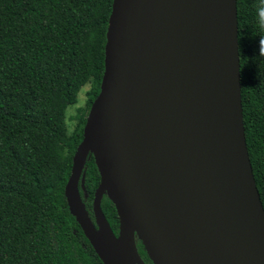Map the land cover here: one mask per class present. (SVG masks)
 <instances>
[{
    "label": "water",
    "instance_id": "water-1",
    "mask_svg": "<svg viewBox=\"0 0 264 264\" xmlns=\"http://www.w3.org/2000/svg\"><path fill=\"white\" fill-rule=\"evenodd\" d=\"M238 33L237 0H113L101 90L65 187L104 264H145L136 237L153 264H264ZM90 153L97 226L79 190Z\"/></svg>",
    "mask_w": 264,
    "mask_h": 264
},
{
    "label": "trees",
    "instance_id": "trees-1",
    "mask_svg": "<svg viewBox=\"0 0 264 264\" xmlns=\"http://www.w3.org/2000/svg\"><path fill=\"white\" fill-rule=\"evenodd\" d=\"M258 0H237L242 110L255 182L264 207V56L258 54ZM113 0H0V264H104L76 218L65 187L101 90ZM78 109L72 133L67 110ZM83 204L94 220L100 173L85 168ZM102 210L118 235L107 195ZM145 264H153L136 237Z\"/></svg>",
    "mask_w": 264,
    "mask_h": 264
},
{
    "label": "rangeland",
    "instance_id": "rangeland-1",
    "mask_svg": "<svg viewBox=\"0 0 264 264\" xmlns=\"http://www.w3.org/2000/svg\"><path fill=\"white\" fill-rule=\"evenodd\" d=\"M89 89V85H86L78 97V103L74 106H70L67 110V126L70 133H72L77 125V120L75 116L77 114L78 109L83 108L85 106L86 97L85 93Z\"/></svg>",
    "mask_w": 264,
    "mask_h": 264
},
{
    "label": "clouds",
    "instance_id": "clouds-1",
    "mask_svg": "<svg viewBox=\"0 0 264 264\" xmlns=\"http://www.w3.org/2000/svg\"><path fill=\"white\" fill-rule=\"evenodd\" d=\"M256 23L261 33L258 40V54L264 56V0H258L256 5Z\"/></svg>",
    "mask_w": 264,
    "mask_h": 264
},
{
    "label": "flooded vegetation",
    "instance_id": "flooded-vegetation-1",
    "mask_svg": "<svg viewBox=\"0 0 264 264\" xmlns=\"http://www.w3.org/2000/svg\"><path fill=\"white\" fill-rule=\"evenodd\" d=\"M90 216V215H89ZM91 218V217H90ZM91 220H92V218H91ZM93 221V223L96 225V222H95V217H94V220H92ZM97 226V225H96ZM114 231V230H113ZM115 233V232H114ZM119 233V232H118ZM116 234V233H115ZM117 235V234H116Z\"/></svg>",
    "mask_w": 264,
    "mask_h": 264
}]
</instances>
